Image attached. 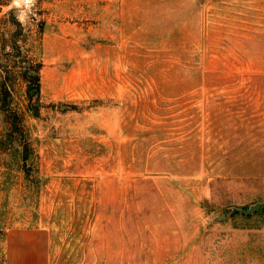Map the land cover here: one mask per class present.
Segmentation results:
<instances>
[{
  "label": "rangeland",
  "instance_id": "374dc122",
  "mask_svg": "<svg viewBox=\"0 0 264 264\" xmlns=\"http://www.w3.org/2000/svg\"><path fill=\"white\" fill-rule=\"evenodd\" d=\"M3 80L0 264H264V0H11Z\"/></svg>",
  "mask_w": 264,
  "mask_h": 264
},
{
  "label": "crops",
  "instance_id": "0c3cea01",
  "mask_svg": "<svg viewBox=\"0 0 264 264\" xmlns=\"http://www.w3.org/2000/svg\"><path fill=\"white\" fill-rule=\"evenodd\" d=\"M49 234L40 229L12 230L8 233L4 246L6 264H49ZM177 245H170V250ZM192 251L198 252V258H189L175 264H203V251L199 243L190 245ZM179 248V247H177ZM202 252V253H201Z\"/></svg>",
  "mask_w": 264,
  "mask_h": 264
},
{
  "label": "trees",
  "instance_id": "16d2710c",
  "mask_svg": "<svg viewBox=\"0 0 264 264\" xmlns=\"http://www.w3.org/2000/svg\"><path fill=\"white\" fill-rule=\"evenodd\" d=\"M11 2V0H3L0 4L1 5H9ZM40 69V66H36L35 70H36V75H29V70L28 69H23V71H21V76L23 79L30 81L32 83H38L39 80V75H38V71ZM11 91H10V85L8 83L7 80H3L0 83V109L5 113L7 111L6 108V100L7 97L10 95ZM37 115V113H36ZM14 130H17V124H14L13 128H10L9 131H7V134H12ZM5 137V136H4ZM4 137L2 140H4ZM20 142H23L22 140H19ZM21 158H26V155L29 153V149L27 146H23V148L21 150H19ZM245 216V215H244Z\"/></svg>",
  "mask_w": 264,
  "mask_h": 264
},
{
  "label": "water",
  "instance_id": "95a60500",
  "mask_svg": "<svg viewBox=\"0 0 264 264\" xmlns=\"http://www.w3.org/2000/svg\"><path fill=\"white\" fill-rule=\"evenodd\" d=\"M34 91L35 90H32L31 92L33 93ZM32 157H33V155L29 154L28 164L30 163ZM231 212L232 213H240V214L245 215V216H250V215H253V214L257 213V212L262 213V212H264V202H256V203L250 205L247 208L233 207L231 209ZM224 218H225V216L221 215V216L216 217L215 219L220 221V220H222Z\"/></svg>",
  "mask_w": 264,
  "mask_h": 264
},
{
  "label": "clouds",
  "instance_id": "9594fccd",
  "mask_svg": "<svg viewBox=\"0 0 264 264\" xmlns=\"http://www.w3.org/2000/svg\"><path fill=\"white\" fill-rule=\"evenodd\" d=\"M17 2V0H14V3H16ZM21 19H23V16H21Z\"/></svg>",
  "mask_w": 264,
  "mask_h": 264
}]
</instances>
